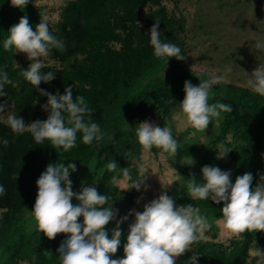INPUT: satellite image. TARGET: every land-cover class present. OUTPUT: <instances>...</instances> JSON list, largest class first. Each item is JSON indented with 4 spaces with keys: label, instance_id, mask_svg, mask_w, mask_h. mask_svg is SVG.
I'll return each instance as SVG.
<instances>
[{
    "label": "clouds",
    "instance_id": "obj_1",
    "mask_svg": "<svg viewBox=\"0 0 264 264\" xmlns=\"http://www.w3.org/2000/svg\"><path fill=\"white\" fill-rule=\"evenodd\" d=\"M28 2L11 0L12 5L18 8L26 6ZM159 28L160 23L155 21L149 29V42L154 56L185 60L186 56L182 55L180 47L162 41ZM8 33L3 48L6 51L15 49V53H23L31 61L20 75L35 87L41 82L52 81L54 72H41L46 67L44 59L49 56L51 49L64 51L66 45L51 34L46 19L40 20L33 30L27 16H22ZM138 46V43L133 44V47ZM255 47L261 49L264 44L257 43ZM222 79L221 76H212L198 85H193L190 80L184 82L185 95L179 108L189 126L204 131L213 118H219L222 112L233 111L231 106L219 101L209 103L211 88ZM11 83L7 72L0 70V97L7 96L4 86ZM247 86L255 94L264 96V64H259L252 71ZM39 91L47 97V103L41 106L48 113L44 121L26 124L23 118L11 111L6 101L0 103V121L13 133H30L37 145L48 141L52 147L65 152L76 146L77 133H82V141L88 145L104 139L105 134L100 125L92 121L93 109L83 96L73 95L72 86L66 87L63 94H51L44 89ZM135 136L145 152L155 147L171 156L177 154L179 144L170 126L161 127L145 120L136 127ZM9 143L8 139H0V144L5 148ZM217 148V158L220 159L230 152L223 144ZM126 156L135 162L131 153H126ZM194 163L190 157L189 166ZM106 168L114 173L118 170L114 160L108 161ZM76 170L75 163H68L67 166L60 162L49 163L36 181L38 190L32 215L39 231L49 240L58 234L68 236L57 249L60 264H176V258L212 228L198 207L192 204L177 206L175 200L162 191L158 198L144 204L142 212L132 209L118 220L109 237L106 226L116 219L117 210L112 205L105 207L109 197L101 194L96 186L82 185L79 192L73 191L70 174ZM119 171L123 181L113 176V183L131 180L128 167ZM201 173L202 182H198L194 174L188 179L186 187L192 200H211L218 205L222 203L220 223L234 236L245 232H264V176L253 188L251 173L237 176L234 183L230 170L222 171L218 167L205 165ZM143 182L144 179L132 181L131 189L140 191ZM144 187L147 190V186ZM5 194L4 186L0 185V196ZM73 199L78 203L74 204ZM129 216H134V220L128 226L126 242L123 244L124 257L113 259L112 256L121 246L120 224L127 221ZM81 217L82 223L79 222ZM249 255L250 264H264V249L258 246L251 248Z\"/></svg>",
    "mask_w": 264,
    "mask_h": 264
},
{
    "label": "trees",
    "instance_id": "obj_2",
    "mask_svg": "<svg viewBox=\"0 0 264 264\" xmlns=\"http://www.w3.org/2000/svg\"><path fill=\"white\" fill-rule=\"evenodd\" d=\"M163 1L166 0H69L61 9L55 30L49 29L52 35L65 43L66 49H51L50 60L44 62L46 67L41 72L52 71L55 78L48 83L41 82L37 87L20 75L30 63L15 64L12 58L0 60V70L6 71L12 81L4 86L7 96L0 97V103L13 101V112L26 124L47 119L45 115L48 114L41 107L47 103V97L40 94V89L51 94H63L66 87L72 86L74 96L80 95L86 99L93 109L92 121L98 123L105 134L100 143L93 142L91 145L90 155L100 147L102 165H105L96 185L92 186L109 197L110 205L122 211L137 206V190L131 189V183L143 179L142 147L135 136V126L116 133L118 124L122 120H135L139 124L143 117L153 118L157 115L164 119L185 95L184 87L161 84L139 93L135 99L130 98L133 80L144 70V57L150 47L149 29L155 21L160 23L161 39L177 46L186 44L185 21L178 16L175 21L182 23L175 27L173 25L177 32L171 30L170 39H166L171 29L168 26L170 12ZM30 4L37 11L39 20L44 19L40 9L33 2ZM135 43L139 46L133 47ZM151 60L156 62L157 58L154 56ZM164 60L160 58L158 64ZM241 93L236 89L239 99L230 103L233 111L229 115L238 126L253 128L263 135L264 126L258 123V117H262L258 112L260 108L248 96L241 97ZM109 124H114V135L107 138ZM0 139L10 141L6 148L0 144V185L6 190V194L0 196V215L3 217L9 212L17 214L21 209H31L35 202L36 181L47 165L52 163V154L48 141L37 145L30 133L15 134L2 121ZM261 150L258 148L252 156L260 158ZM126 153H131V157L135 158L134 163ZM110 160H114L118 166L115 173L106 168ZM35 165L33 176L24 182L23 176L31 173ZM127 167L131 180L127 188H120L112 182V177L121 179L123 176L119 169ZM202 168L194 174L198 182H202ZM214 214L222 216L220 210ZM82 220V217L79 218V222L82 223ZM30 235L28 239L17 242L15 256L18 263L25 260L28 264H60L57 249L68 238L67 234H58L49 240L37 227ZM8 236L6 233L1 239V246L8 244ZM218 237V229L212 225L202 239L191 244L183 255L176 258V264H225L230 253L241 242L252 243L255 239L253 232H245L240 237L230 238L228 242L220 241ZM125 242L126 236L121 238V246L112 256L113 259L124 257Z\"/></svg>",
    "mask_w": 264,
    "mask_h": 264
},
{
    "label": "rangeland",
    "instance_id": "obj_3",
    "mask_svg": "<svg viewBox=\"0 0 264 264\" xmlns=\"http://www.w3.org/2000/svg\"><path fill=\"white\" fill-rule=\"evenodd\" d=\"M68 1L29 0L26 6L18 8L12 5L11 0H0V60L12 58L15 64L31 63L25 54L15 53V49L6 51L3 48L9 29L18 24L22 16H27L33 30L39 24L37 11L31 6V2L40 9L49 29L55 30V22L59 20L61 9ZM163 4H166L170 12L168 26L171 29L166 39L169 40L171 30L173 33L177 32L174 27L182 23L175 21L177 16L185 21L186 44L178 47L181 48L182 55H185L186 59L179 61L175 58H165L158 64L160 58H157L156 62L151 60L154 57V50L150 45L144 57V70L133 80L130 98L135 99L139 93L161 84L168 87H184L186 80L198 85L204 79L221 76L222 81L214 85L209 92V103L219 101L230 106L232 101L239 99L236 96V89H239L242 92L241 97L248 96L260 108L261 111L258 112L262 117L257 116L258 123L264 126V96L255 94L247 86L252 71L259 64H264V48L255 47L257 43L264 44V0H166ZM162 41L167 42L163 39ZM169 43L173 44V42ZM49 60L48 56L44 62ZM8 104L13 111V101ZM145 120L161 127L170 126L179 147L175 156L155 147L148 152L142 150L141 173L144 182L141 190L137 191L139 203L133 209L142 212L144 204L158 198L162 191H166L175 200L177 206L192 204L198 207L200 214L217 227L218 240L228 242L230 238L240 237L224 229L223 224L220 223L222 216H215L214 213L223 207L222 203L218 205L211 200H192L186 185L188 179L199 168L209 165L218 167L222 171L230 170L233 183L237 176L251 173L252 187L255 188L260 177L264 176V134L260 135L253 128L248 129L241 124L238 126L229 113L223 112L219 118L212 119L206 130L195 129L187 124L179 104L164 119L159 115L153 118L143 117L139 123ZM131 126L138 127L137 121L122 120L115 132H124ZM112 135H114V124H109L107 138ZM220 144L230 151L222 159L217 158V154L219 155L217 146ZM91 145L83 143L82 133H77L76 146L67 152L50 145L53 164L60 162L67 166L68 163H75L77 170L70 174L75 192H79L82 185H96L105 167L102 165L103 156L100 147L95 154L90 155ZM258 148H262L260 158L255 159L252 155ZM190 157L195 161L191 166H189ZM35 168L36 165L32 167L31 173L23 176L24 182L31 179ZM118 185L120 188H127L129 182ZM144 186H147V190ZM37 190L33 199L36 198ZM72 202L78 203L75 199ZM33 205L31 209H21L17 214L9 212L3 217L2 214L0 215V244L6 233L9 235L6 237L8 244L0 245V264H28L25 260H20L18 263L15 250L17 242L28 239L37 229L32 215ZM110 206L109 203L105 205V207ZM115 210H117L116 219L106 226L109 237L111 230L116 227V222L130 212V210ZM133 220L134 216H129L127 221L120 224L121 238L127 236L128 226ZM253 233L254 242H241L239 247L230 253L225 264H250L249 250L256 246L264 249V232ZM25 255L27 256L28 253Z\"/></svg>",
    "mask_w": 264,
    "mask_h": 264
}]
</instances>
